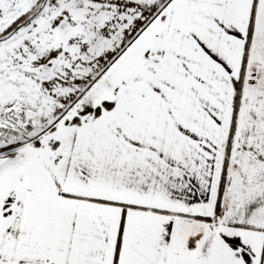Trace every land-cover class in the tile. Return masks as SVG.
<instances>
[{"label": "snow or ice", "instance_id": "obj_1", "mask_svg": "<svg viewBox=\"0 0 264 264\" xmlns=\"http://www.w3.org/2000/svg\"><path fill=\"white\" fill-rule=\"evenodd\" d=\"M0 264H264V0H0Z\"/></svg>", "mask_w": 264, "mask_h": 264}]
</instances>
